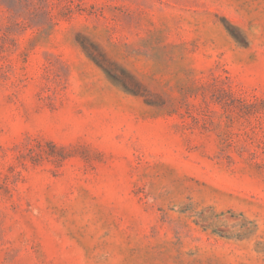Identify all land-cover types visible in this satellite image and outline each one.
<instances>
[{
	"label": "rangeland",
	"instance_id": "1",
	"mask_svg": "<svg viewBox=\"0 0 264 264\" xmlns=\"http://www.w3.org/2000/svg\"><path fill=\"white\" fill-rule=\"evenodd\" d=\"M0 264H264V0H0Z\"/></svg>",
	"mask_w": 264,
	"mask_h": 264
}]
</instances>
